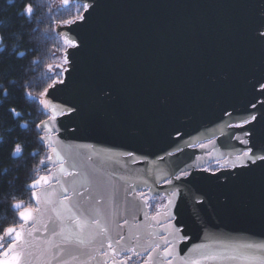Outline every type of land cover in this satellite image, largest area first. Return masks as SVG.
<instances>
[{
	"label": "water",
	"instance_id": "95a60500",
	"mask_svg": "<svg viewBox=\"0 0 264 264\" xmlns=\"http://www.w3.org/2000/svg\"><path fill=\"white\" fill-rule=\"evenodd\" d=\"M74 1L89 3L90 7L84 11L82 16L87 19L80 26L73 25L71 31L62 25L56 27L57 35L71 36L79 48L66 50L70 63L64 73L65 84L58 85L62 91L52 96L80 111L78 117L75 113L60 117L64 140L73 145H95L93 150L79 151L92 156L82 163L94 177L90 191L100 193L97 207L110 212L115 206V200L110 204L105 191L110 184L108 173H119L133 183L146 177L148 164H133L121 155L133 151L156 160L168 171L177 165H197L191 172L200 179L194 187L181 188L180 199L186 202L178 200L176 209L188 223L193 241L199 242L202 236L198 223L203 218L209 225L210 239L216 233H225L230 234L225 243L264 242V168L250 165L251 170L225 169L224 160H220L221 167L213 174L208 168L217 160L198 147L204 143L211 149L208 141L213 140L218 150L211 156L219 158L223 153L226 159L238 145L230 136L221 137L220 128L226 121L248 113H256L259 118V110H264V39L258 38L257 32L264 31V0ZM62 5L69 6L64 0ZM225 112L233 116L226 117ZM42 123V136H47ZM74 128L76 131H72ZM241 131L225 128L228 133ZM43 142L47 144V140ZM192 142L196 147H186ZM178 144L184 151L169 158L175 162L170 168L158 157L175 150ZM47 167L51 170L35 179L57 172V166L48 159L41 164L42 169ZM158 177L154 169V178ZM73 179L63 177L61 182L68 185ZM111 183L123 186L124 182ZM170 190L171 186L161 180L157 187L160 195L166 196ZM163 201L157 205L166 203ZM196 208L201 212L193 221ZM147 211L152 215L156 208ZM137 219L152 224V228L140 232L146 243L148 232L158 230V226L144 221L143 212ZM4 242L7 238L0 241ZM34 243L36 257L31 264H45L46 260L58 264L50 252L41 251L47 248L42 239ZM89 264H97V260ZM134 264L143 262L134 258Z\"/></svg>",
	"mask_w": 264,
	"mask_h": 264
},
{
	"label": "snow or ice",
	"instance_id": "6c2138e0",
	"mask_svg": "<svg viewBox=\"0 0 264 264\" xmlns=\"http://www.w3.org/2000/svg\"><path fill=\"white\" fill-rule=\"evenodd\" d=\"M9 3H12V0H9ZM64 5L68 6L69 0H64ZM82 7L88 11L90 5L84 3ZM32 14L33 6L25 4L21 15L30 18ZM86 19L87 17L78 14L75 19L63 21L62 28L71 31L73 25L80 26ZM257 32L258 38L264 39V31L258 29ZM63 39L67 48H79L77 40L71 36H65ZM69 55L70 53L65 52L64 64L56 65L59 70L50 76L52 83L40 93L42 99L39 101L49 113L48 120L41 125L47 136H41L40 139L47 140V147L51 152L48 161L57 166V172L40 176L30 184L34 206L25 207L22 202L13 204L20 223L7 227L3 235H0V241L5 238L8 241L7 247L0 243V264H31L32 259L36 257L34 242L38 239H42L47 245V248H42L41 251L46 254L50 252L52 259L58 261V264H89L91 260H97V264H134V258H140L143 264H174V261L176 264H264V242L225 243V238L230 237V234L225 233H216L210 239L209 225L203 218H200L198 223L202 236L199 242L192 240L187 231L188 223L176 210L177 201L185 203L184 199H180L181 188L194 187L200 178L192 176L191 170L197 167L195 164L171 168V164L175 162H170L169 158L184 151L179 144L175 150L166 151L158 157L169 165L170 171L159 167L156 160H148L133 151L121 153L133 164H148L149 167L145 169L146 177L133 183L124 175L108 173L110 184L106 186L105 191H108L109 203L115 200V206L110 212H102L97 207L100 204V193L94 194L90 191L94 177L82 163L84 159L92 160V156H85L79 151L93 150L95 145H73L64 140L60 135V117L71 116L73 113L78 117L80 111L75 106H65L57 102L52 96V93L62 91L58 85L65 84L64 73L68 71ZM49 71L52 72V66H49ZM4 95L7 96V93ZM252 107L257 106L253 104ZM224 116L232 117L233 113L225 112ZM225 128L242 131L228 133ZM219 133L221 137L230 136L238 145L227 154L226 159L223 153L219 158L211 156L212 151L218 150L213 140L208 141L212 145L211 149L204 143L198 145L211 159L217 160V167L220 160H224L225 169L234 170L239 167L251 170L250 165L264 168V163L258 164L264 162V110H259V118L256 113H248L241 118L226 121ZM179 135L178 133L177 139ZM186 147H196V144L192 142L186 144ZM20 151L21 147L17 145L15 152ZM196 159L201 157L197 156ZM41 164H44V161H41ZM154 169L159 173L158 178H154ZM203 171L207 172L208 169L204 168ZM63 177L74 179L65 185L61 182ZM149 178H152L151 184ZM115 180L124 182L123 186L111 183ZM161 180L171 186L166 196H161L157 191ZM177 181L186 183L177 184ZM56 185H59L58 190ZM157 198L166 200V203L157 205L155 214L150 215L147 209L152 207L151 201ZM194 203L203 204V201ZM193 211L196 215L192 216V220L196 221L201 209L196 208ZM139 212H143L144 221L154 222L158 226V230L148 232L150 239L146 243L142 242L140 232L152 228V224L139 222ZM125 226L127 232L124 231ZM37 233L40 235L37 236ZM182 244L183 249L180 247ZM182 252L185 254L182 255ZM98 257L103 259L99 260ZM45 264L50 262L46 260Z\"/></svg>",
	"mask_w": 264,
	"mask_h": 264
},
{
	"label": "trees",
	"instance_id": "16d2710c",
	"mask_svg": "<svg viewBox=\"0 0 264 264\" xmlns=\"http://www.w3.org/2000/svg\"><path fill=\"white\" fill-rule=\"evenodd\" d=\"M25 4L33 6L30 18L21 15ZM45 7L38 0H0V235L20 223L15 202L34 206L29 186L40 174L41 161L50 155L40 139V124L49 114L39 101L51 75H40L37 63L42 61L40 66L47 67L48 39H62L53 24L65 19L55 14L57 20L51 17L47 23ZM17 145L19 153L15 152Z\"/></svg>",
	"mask_w": 264,
	"mask_h": 264
},
{
	"label": "rangeland",
	"instance_id": "374dc122",
	"mask_svg": "<svg viewBox=\"0 0 264 264\" xmlns=\"http://www.w3.org/2000/svg\"><path fill=\"white\" fill-rule=\"evenodd\" d=\"M39 1V4H45V8H46V12H47V20L46 22L48 23L49 20L51 19V17L53 18V22H54V19L56 18L55 14H57V17L60 18H64L66 20V18H68L67 20H70V19H75L76 16L79 14L81 15L83 13V7L81 6H77L74 4V6H71L67 9H63L62 8V0H38ZM57 20V19H55ZM63 23V21H62ZM62 23H60L59 25H61ZM51 25V24H50ZM58 25V23H55L53 24V28H56V26ZM48 45L50 46L46 52V57L45 59L48 60V65L50 64H53V63H59L61 65L64 64V53L66 52V50L68 49L66 46H65V42H64V39L62 38H53L51 37L50 39H48L47 41ZM44 59V60H45ZM42 61H38V68H39V73L40 75H42L43 77L45 78H49L48 77V73L49 71L47 70V67H42L40 65ZM47 65V66H48ZM50 76V74H49ZM46 81L50 82L51 79H47ZM52 83V81H51ZM41 95H40V99H41ZM209 169V168H208ZM41 171H43V169L40 167L39 168V172L41 173ZM164 202L163 200L157 198L153 201H151V204L152 205H157L159 202Z\"/></svg>",
	"mask_w": 264,
	"mask_h": 264
},
{
	"label": "flooded vegetation",
	"instance_id": "af4514ba",
	"mask_svg": "<svg viewBox=\"0 0 264 264\" xmlns=\"http://www.w3.org/2000/svg\"><path fill=\"white\" fill-rule=\"evenodd\" d=\"M52 1H53V0H52ZM62 2H63V0H62ZM74 4L77 5V6H81V7H82V4L77 3V2H75L74 0H71V4H70L68 7L64 8L63 5H62V8H63V9H67V8H69V7H71V6H74ZM84 11H85V10H83V13H84ZM83 13L81 14V16L83 15ZM61 25H62V24H61ZM57 26H58V25H57ZM57 26H56V27H57ZM62 38H63V37H62ZM56 65H61V64H59V63H53V64H50V65L47 66V70H48V71H49V66H52V72L49 71V74H50V75H52L55 71H58V70H59L58 68H56ZM211 165H213V167H216L217 169L221 167L220 164H219V167H217V163H214V164H211ZM50 170H51L50 167L43 168V171H41L40 174H42V173H47V172H49ZM3 244H4L5 246H7V242H4Z\"/></svg>",
	"mask_w": 264,
	"mask_h": 264
},
{
	"label": "crops",
	"instance_id": "0c3cea01",
	"mask_svg": "<svg viewBox=\"0 0 264 264\" xmlns=\"http://www.w3.org/2000/svg\"><path fill=\"white\" fill-rule=\"evenodd\" d=\"M212 168H214L213 165H211V166L209 167V170L212 171V170H211Z\"/></svg>",
	"mask_w": 264,
	"mask_h": 264
}]
</instances>
